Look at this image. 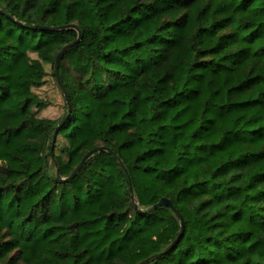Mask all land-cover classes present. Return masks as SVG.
Masks as SVG:
<instances>
[{"label": "trees", "instance_id": "trees-1", "mask_svg": "<svg viewBox=\"0 0 264 264\" xmlns=\"http://www.w3.org/2000/svg\"><path fill=\"white\" fill-rule=\"evenodd\" d=\"M158 253L264 264V0H0V264Z\"/></svg>", "mask_w": 264, "mask_h": 264}, {"label": "rangeland", "instance_id": "rangeland-1", "mask_svg": "<svg viewBox=\"0 0 264 264\" xmlns=\"http://www.w3.org/2000/svg\"><path fill=\"white\" fill-rule=\"evenodd\" d=\"M33 55H35L34 53H32ZM52 75V70L51 67L48 66V84L44 87L39 89L41 95H43L44 100L46 102V105L44 107V109L41 111L42 113H44V110L47 111L48 115H53L51 113L52 110H61L63 109V98H62V91L60 89V87L57 85L56 81L53 79ZM61 108V109H60ZM40 112V113H41ZM60 113V112H59ZM57 116V115H56ZM63 143V139L60 138L59 139V144L57 147V152H60V145ZM84 187L85 184L84 182H82L80 179H74L71 181L70 183V187L65 191L63 197H62V202L70 207H74L73 205V191H77L79 194V206H77V210L79 211V213H83L85 212V193H84Z\"/></svg>", "mask_w": 264, "mask_h": 264}, {"label": "water", "instance_id": "water-1", "mask_svg": "<svg viewBox=\"0 0 264 264\" xmlns=\"http://www.w3.org/2000/svg\"><path fill=\"white\" fill-rule=\"evenodd\" d=\"M59 28H61V27H53V29H59ZM79 40V37L76 39V40H74V41H71V42H69V43H67V44H65L63 47H62V49H61V51H60V53H59V55H61V54H63L65 51H67L70 47H72L77 41ZM62 89H63V91H64V88L62 87ZM59 127H60V125H58L57 127H56V130H55V134H54V137H53V142L55 141V139H56V135H57V133H58V130H59ZM105 149H108V148H106V147H102V148H100L99 149V151H101V150H105ZM53 150V144H52V147H51V151ZM121 162V164L122 165H124V163L122 162V161H120ZM82 164V163H81ZM81 164L80 165H78V167H76L75 169H74V171L70 174V175H68L67 177H63V178H61L62 180H71V179H73L74 177H75V175H76V173H77V170H78V168L81 166ZM161 205H166V206H170L172 209H175V207H174V205H173V203L171 202V200L169 199V198H167V197H162L157 203H155L153 206H152V208L154 209V208H156V207H158V206H161ZM175 211H176V213L179 215V212H178V210L177 209H175ZM180 223H181V230H180V232H179V234L177 235V237L174 239V241H172L161 253H164V252H166L167 250H169L178 240H179V237L182 235V233H183V230H184V221H183V219L182 218H180ZM161 253H158V254H153V255H151L150 257H147V258H145V259H143V260H141L138 264H146V263H148L149 261H151L152 259H154V258H156L159 254H161Z\"/></svg>", "mask_w": 264, "mask_h": 264}]
</instances>
